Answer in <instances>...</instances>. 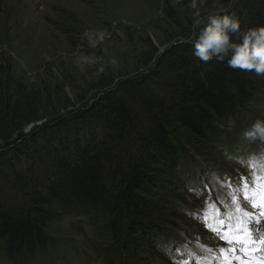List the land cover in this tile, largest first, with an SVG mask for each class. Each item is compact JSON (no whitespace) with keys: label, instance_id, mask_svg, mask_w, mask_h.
Returning <instances> with one entry per match:
<instances>
[{"label":"trees","instance_id":"obj_1","mask_svg":"<svg viewBox=\"0 0 264 264\" xmlns=\"http://www.w3.org/2000/svg\"><path fill=\"white\" fill-rule=\"evenodd\" d=\"M228 14L241 32L264 27V0H238ZM142 66L27 134L43 116L40 98L0 66V250L10 264H156L166 242L181 239L176 219L185 189H198L196 171L241 143L222 136L227 125L233 134L264 107V74L233 69L227 58L204 62L189 41ZM161 164L173 180L157 196ZM65 220L73 237L49 234Z\"/></svg>","mask_w":264,"mask_h":264},{"label":"rangeland","instance_id":"obj_2","mask_svg":"<svg viewBox=\"0 0 264 264\" xmlns=\"http://www.w3.org/2000/svg\"><path fill=\"white\" fill-rule=\"evenodd\" d=\"M210 1L214 6L215 0L198 4L202 16L211 11ZM236 1L220 0L225 6ZM194 20L191 0H0V66L9 67L13 79L27 92H36L39 108H43L42 118L27 125L23 133L37 124L63 118L94 95L113 87L122 77L144 71L149 67L142 66L145 58H156L174 43L188 42L199 29H194ZM100 31L106 33L105 40L95 48L89 47L85 33ZM91 54L100 57V62L78 63L80 55ZM257 119L264 120V107L252 111L239 132L231 134L242 141L241 149L237 148L236 139L234 151L224 153L213 168L207 163L206 173L198 174L205 186L201 197L185 190L186 201L201 204L205 209V218L191 219L184 214L183 219H176L185 230V257L155 256L157 264H224L221 234L228 225L235 227L238 206L249 219L255 216L249 201L264 194V185L260 183L264 181V169L250 168L245 159L258 151L260 144L243 139V132ZM233 128L231 122L222 136L230 135ZM188 139L200 146L196 138ZM155 173L151 191L163 195L172 175L162 164ZM240 181L246 183L242 188L238 187ZM148 200L155 201L153 197ZM207 218L209 228L201 227ZM68 223L53 221L47 230L55 236L73 237ZM0 264H10L1 250ZM80 264H86L84 258Z\"/></svg>","mask_w":264,"mask_h":264},{"label":"clouds","instance_id":"obj_3","mask_svg":"<svg viewBox=\"0 0 264 264\" xmlns=\"http://www.w3.org/2000/svg\"><path fill=\"white\" fill-rule=\"evenodd\" d=\"M203 3L204 0H191L195 17L193 27L200 29L198 33L194 32L189 40L194 49V55L204 62L213 58L224 61L227 58L228 66L233 69L264 74V27L250 28L241 32L239 21L228 14L230 4L225 6L220 0H215L214 11L202 16L198 4ZM85 37L88 46L95 48L105 40L106 33L86 32ZM100 60L101 58L94 54L80 55L78 63L93 65ZM111 62L115 64V60ZM99 71L102 72L103 68ZM243 139L248 142H259L258 151L250 153L245 159L250 168L264 169V120L257 119L249 129L243 132Z\"/></svg>","mask_w":264,"mask_h":264},{"label":"snow or ice","instance_id":"obj_4","mask_svg":"<svg viewBox=\"0 0 264 264\" xmlns=\"http://www.w3.org/2000/svg\"><path fill=\"white\" fill-rule=\"evenodd\" d=\"M241 231L242 229L228 225L221 234L224 264H264V256H257L251 247L242 246L239 250L232 247L236 243L242 245L246 243Z\"/></svg>","mask_w":264,"mask_h":264},{"label":"bare ground","instance_id":"obj_5","mask_svg":"<svg viewBox=\"0 0 264 264\" xmlns=\"http://www.w3.org/2000/svg\"><path fill=\"white\" fill-rule=\"evenodd\" d=\"M247 239L250 244H256L253 249H258L259 247H262L263 251H261L260 255L264 256V235L260 231H258L257 233H255V235L248 234Z\"/></svg>","mask_w":264,"mask_h":264}]
</instances>
